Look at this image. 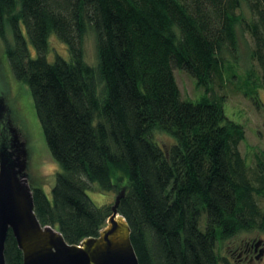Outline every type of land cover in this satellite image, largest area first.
<instances>
[{
    "label": "trees",
    "instance_id": "trees-1",
    "mask_svg": "<svg viewBox=\"0 0 264 264\" xmlns=\"http://www.w3.org/2000/svg\"><path fill=\"white\" fill-rule=\"evenodd\" d=\"M237 27L253 41L264 88V0H0L3 56L58 165L49 193L31 183L42 225L70 244L98 235L111 205L92 202L94 184L125 187L118 212L139 264H220L218 243L264 232V183H252L238 147L244 128L223 97L206 95L223 71L233 75L223 52L236 48ZM89 33L95 65L84 56ZM175 68L205 93L182 98ZM4 256L23 262L11 232Z\"/></svg>",
    "mask_w": 264,
    "mask_h": 264
},
{
    "label": "rangeland",
    "instance_id": "rangeland-1",
    "mask_svg": "<svg viewBox=\"0 0 264 264\" xmlns=\"http://www.w3.org/2000/svg\"><path fill=\"white\" fill-rule=\"evenodd\" d=\"M240 12L245 18L250 17L244 2L241 4ZM236 30V48H228L223 52L224 65L230 64L233 75L230 77L231 73L223 71L221 79L216 78L210 84L206 95L223 97L225 100L223 107L227 117L243 126L245 138L239 143V151L248 166L247 172L250 180L254 185L261 186V183H264V167L259 165V162L264 164V88L257 85L260 70L250 55L253 41L250 35L240 27H237ZM8 40H10L9 37ZM50 46L57 52H64V45L55 38L51 39ZM3 48L4 43L0 39V92L5 96V101L9 105L10 123L19 131L20 140L27 144L32 185L40 183L45 192L49 193L58 165L48 151L26 88L21 87L12 77L3 56ZM84 56L89 64H96L95 43L90 33L85 38ZM174 74L182 98L197 99L202 93H205L204 88L198 87L195 79L185 71L175 68ZM251 90L257 92H251ZM89 189L87 194L96 206L113 204L115 191L100 192L94 184H91ZM256 200L260 208L264 210V193L256 195ZM204 226L205 217L202 216L199 228L204 230ZM258 237H261L259 240L263 242L264 232L255 229L250 232H241L231 239L218 243L217 252L220 264H240L236 260L237 251L235 248L243 240ZM260 264H264V258Z\"/></svg>",
    "mask_w": 264,
    "mask_h": 264
},
{
    "label": "water",
    "instance_id": "water-1",
    "mask_svg": "<svg viewBox=\"0 0 264 264\" xmlns=\"http://www.w3.org/2000/svg\"><path fill=\"white\" fill-rule=\"evenodd\" d=\"M5 100L0 92V264H6L8 232L22 253V264H139L129 224L118 212L124 186L114 197L105 226L79 244L67 243L57 228L40 223L30 186L29 150L10 123ZM260 243L258 240L256 245Z\"/></svg>",
    "mask_w": 264,
    "mask_h": 264
},
{
    "label": "flooded vegetation",
    "instance_id": "flooded-vegetation-1",
    "mask_svg": "<svg viewBox=\"0 0 264 264\" xmlns=\"http://www.w3.org/2000/svg\"><path fill=\"white\" fill-rule=\"evenodd\" d=\"M261 237L254 238L251 240H243L239 246L235 248L237 251L236 260L240 264H260L264 258V241L259 245H256L257 240Z\"/></svg>",
    "mask_w": 264,
    "mask_h": 264
},
{
    "label": "bare ground",
    "instance_id": "bare-ground-1",
    "mask_svg": "<svg viewBox=\"0 0 264 264\" xmlns=\"http://www.w3.org/2000/svg\"><path fill=\"white\" fill-rule=\"evenodd\" d=\"M30 186H31V183H30ZM31 190H32V188H31ZM17 244V243H16ZM18 247V246H17ZM4 258H5V256H4ZM23 260V259H22ZM5 263H6V261H5Z\"/></svg>",
    "mask_w": 264,
    "mask_h": 264
}]
</instances>
